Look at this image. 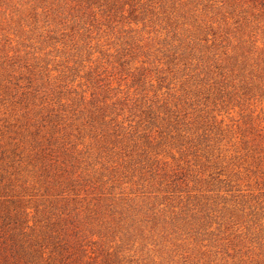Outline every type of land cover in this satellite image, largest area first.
<instances>
[{"label": "rangeland", "instance_id": "obj_1", "mask_svg": "<svg viewBox=\"0 0 264 264\" xmlns=\"http://www.w3.org/2000/svg\"><path fill=\"white\" fill-rule=\"evenodd\" d=\"M0 264H264V0H0Z\"/></svg>", "mask_w": 264, "mask_h": 264}]
</instances>
